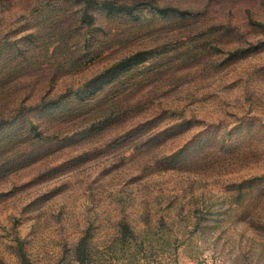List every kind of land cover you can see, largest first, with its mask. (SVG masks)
<instances>
[{"label": "rangeland", "instance_id": "rangeland-1", "mask_svg": "<svg viewBox=\"0 0 264 264\" xmlns=\"http://www.w3.org/2000/svg\"><path fill=\"white\" fill-rule=\"evenodd\" d=\"M83 238L264 264V0H0V264Z\"/></svg>", "mask_w": 264, "mask_h": 264}, {"label": "trees", "instance_id": "trees-1", "mask_svg": "<svg viewBox=\"0 0 264 264\" xmlns=\"http://www.w3.org/2000/svg\"><path fill=\"white\" fill-rule=\"evenodd\" d=\"M125 231H129L130 227L128 223L123 224ZM75 260L77 263L74 264H94L92 258V251L88 239H79L75 246ZM22 264H32L27 258H23ZM59 264V263H54Z\"/></svg>", "mask_w": 264, "mask_h": 264}, {"label": "built area", "instance_id": "built-area-1", "mask_svg": "<svg viewBox=\"0 0 264 264\" xmlns=\"http://www.w3.org/2000/svg\"><path fill=\"white\" fill-rule=\"evenodd\" d=\"M203 264H219L217 263L216 261H213V260H206Z\"/></svg>", "mask_w": 264, "mask_h": 264}]
</instances>
